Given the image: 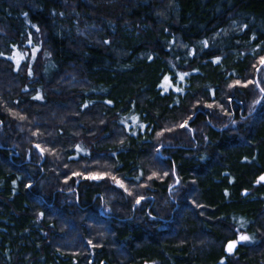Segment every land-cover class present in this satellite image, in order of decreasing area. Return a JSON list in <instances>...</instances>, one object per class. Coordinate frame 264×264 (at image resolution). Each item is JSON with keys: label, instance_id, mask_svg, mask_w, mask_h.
I'll return each mask as SVG.
<instances>
[{"label": "trees", "instance_id": "trees-1", "mask_svg": "<svg viewBox=\"0 0 264 264\" xmlns=\"http://www.w3.org/2000/svg\"><path fill=\"white\" fill-rule=\"evenodd\" d=\"M262 57L264 0H0V264H264Z\"/></svg>", "mask_w": 264, "mask_h": 264}, {"label": "rangeland", "instance_id": "rangeland-1", "mask_svg": "<svg viewBox=\"0 0 264 264\" xmlns=\"http://www.w3.org/2000/svg\"><path fill=\"white\" fill-rule=\"evenodd\" d=\"M32 54H33V52H32ZM15 56L17 57L18 54H16ZM255 80H257L256 76H255ZM120 183H122V182L120 181ZM125 188H126V187H125ZM172 188H173V185H171L170 187H168V190H169V191H172V190H173ZM140 189H141V188H140ZM126 190H127V188H126ZM138 192H139V191H138ZM144 198H145V197H144ZM139 199H140V198H139ZM139 199H137L136 201H134V203L132 204V208H133V209H135L136 206L138 205L137 201L140 202ZM143 200H144V199H143ZM143 200H142V201H143ZM238 236H243V235H241V234H236V236H235L236 239H231V240H229V241L226 242V244H225V249H226L227 252H229V253H233L235 245H233L231 251L228 250V245H229L230 242L236 241V240L238 239ZM242 241H243V240L238 241L237 243H240V242H242Z\"/></svg>", "mask_w": 264, "mask_h": 264}, {"label": "snow or ice", "instance_id": "snow-or-ice-1", "mask_svg": "<svg viewBox=\"0 0 264 264\" xmlns=\"http://www.w3.org/2000/svg\"><path fill=\"white\" fill-rule=\"evenodd\" d=\"M261 62L264 63V57L261 58ZM181 78H183V77H181ZM165 79L167 80L168 78L166 77ZM237 83H239V82H237ZM261 91H264V89H261ZM109 103H111V102H109ZM182 126H183V125H182ZM37 147L39 148L40 146L37 145ZM42 151H43V149H42ZM90 178H93V179H99L100 177H99V176H92V177H90ZM114 179H115V178H114ZM260 179H261V180H264V177H261ZM121 186H123V185L121 184ZM137 203H139V201H137ZM240 239H242V240H246V239H248V237H246V236H242ZM235 243H236L235 241L229 243V245H228V250H229V251L232 250V247H233V245H234Z\"/></svg>", "mask_w": 264, "mask_h": 264}, {"label": "flooded vegetation", "instance_id": "flooded-vegetation-1", "mask_svg": "<svg viewBox=\"0 0 264 264\" xmlns=\"http://www.w3.org/2000/svg\"><path fill=\"white\" fill-rule=\"evenodd\" d=\"M241 237H242V236H238V239L235 241L236 243L234 244L235 247H236V245L238 244L237 242L242 240V239H240ZM235 247H234V248H235ZM228 253H229V252H228Z\"/></svg>", "mask_w": 264, "mask_h": 264}]
</instances>
